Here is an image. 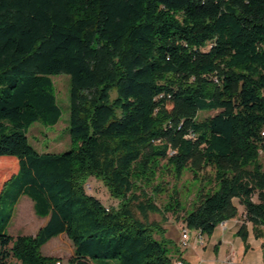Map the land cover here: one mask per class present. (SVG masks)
Returning <instances> with one entry per match:
<instances>
[{
	"label": "trees",
	"instance_id": "1",
	"mask_svg": "<svg viewBox=\"0 0 264 264\" xmlns=\"http://www.w3.org/2000/svg\"><path fill=\"white\" fill-rule=\"evenodd\" d=\"M62 73L73 147L41 152L28 129L61 120ZM162 158L177 173L216 169L189 228L211 235L240 203L263 236L264 0H0V198L15 183L48 218L36 235L1 227L0 264H57L41 248L60 234L71 264L188 263L154 235L148 215L160 208L136 193ZM91 175L119 206L86 190Z\"/></svg>",
	"mask_w": 264,
	"mask_h": 264
},
{
	"label": "rangeland",
	"instance_id": "2",
	"mask_svg": "<svg viewBox=\"0 0 264 264\" xmlns=\"http://www.w3.org/2000/svg\"><path fill=\"white\" fill-rule=\"evenodd\" d=\"M53 80L59 103L63 108L62 118L56 125L52 126H46L37 121L28 129L27 133L30 143L41 152H61L73 147L68 128L70 75L62 73L54 76ZM213 113L212 111L204 113V115ZM162 142L161 139H157L154 143L162 144ZM7 163L9 166L12 164L11 162ZM2 165L0 162V169ZM155 166V174L151 176L150 180H138L136 193L142 199L153 202L160 208L159 212L149 213L148 222L153 223L151 228L154 235L160 239L161 237L164 238L169 243L173 257H177L180 251L193 264H220L213 258L215 253L225 257L231 248H235L238 254H241V247H245V250L249 249L255 239L261 238L257 237L254 224L247 221L245 213L241 212L244 206L235 200L239 205V214L235 218L241 220L239 228L245 223L248 230L247 236L243 237L238 232L234 234V223L228 224L230 230H224L220 224L213 234L201 235L203 242L200 243L198 230L189 228L184 222V216L199 201L201 190L203 194L216 188L214 179L216 169L214 166L205 164L198 169L188 166L181 173H177L175 167L165 158L158 160ZM83 181L86 190L101 198L107 206H119L120 198L111 194L105 181L92 175L85 177ZM16 196V184H8L6 192L0 198V228L6 226L5 231L13 236L36 235L40 227L46 222L47 217L37 215L34 202L28 195H22L19 198ZM253 200L259 201L258 196L255 195ZM136 214L143 220L137 211ZM184 229L188 230L189 240L183 245L182 231ZM41 250L44 255L58 258L59 264H71L70 259L74 252V244L67 234H60L44 244ZM8 261V264H21L14 257ZM102 264H120V261L108 260L103 261Z\"/></svg>",
	"mask_w": 264,
	"mask_h": 264
},
{
	"label": "crops",
	"instance_id": "3",
	"mask_svg": "<svg viewBox=\"0 0 264 264\" xmlns=\"http://www.w3.org/2000/svg\"><path fill=\"white\" fill-rule=\"evenodd\" d=\"M241 212H244V208L241 209ZM46 222L43 225H45ZM232 223L235 224L233 227V233L237 234L240 229L239 224L241 223V220L235 218L233 220L224 221L221 223V225L224 230H230L229 225H232ZM240 250L241 254H238V251L235 248H231V250L227 252V255L225 257L215 253V256L213 258L215 259V261L220 262V264H264V236L255 239L253 245H251L249 249L245 250V247H241ZM183 257L187 260V264H193L186 255H183Z\"/></svg>",
	"mask_w": 264,
	"mask_h": 264
},
{
	"label": "built area",
	"instance_id": "4",
	"mask_svg": "<svg viewBox=\"0 0 264 264\" xmlns=\"http://www.w3.org/2000/svg\"><path fill=\"white\" fill-rule=\"evenodd\" d=\"M173 153V151L171 152V154ZM200 235V234H199ZM189 240V233L188 230L184 229L182 231V244H186L188 243ZM199 242L202 243L203 242V238L201 237V235L199 236ZM57 264H59V262H57ZM176 264H187L186 262L182 261V260H178L176 262Z\"/></svg>",
	"mask_w": 264,
	"mask_h": 264
}]
</instances>
